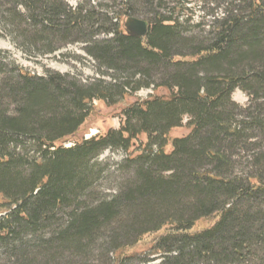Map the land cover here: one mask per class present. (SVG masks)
Listing matches in <instances>:
<instances>
[{"label": "trees", "instance_id": "obj_1", "mask_svg": "<svg viewBox=\"0 0 264 264\" xmlns=\"http://www.w3.org/2000/svg\"><path fill=\"white\" fill-rule=\"evenodd\" d=\"M192 1L0 0V38L41 56L84 43L100 75L39 76L0 50V264H264V0H202L223 15L200 33ZM97 101L120 127L80 137ZM107 149L126 152L121 178L90 203Z\"/></svg>", "mask_w": 264, "mask_h": 264}, {"label": "rangeland", "instance_id": "obj_2", "mask_svg": "<svg viewBox=\"0 0 264 264\" xmlns=\"http://www.w3.org/2000/svg\"><path fill=\"white\" fill-rule=\"evenodd\" d=\"M70 5L76 6L81 0H66ZM101 1L104 4L109 3L110 0H96ZM120 1V0H119ZM170 0V6L175 5ZM214 1V0H209ZM94 3V2H93ZM218 5V4H217ZM202 6V0H193L191 2L190 12L191 17H188L187 14L182 16V21H184V27L191 31V33H200L203 28H207L205 23H208L211 20L210 16L207 15L209 12H212L213 9L218 11L217 17L222 16L221 10L214 8L216 4L210 3L206 4V10L208 13L200 9ZM220 7V6H217ZM223 8V7H222ZM143 18V17H141ZM189 19V21H187ZM126 21L123 22V26ZM84 43L70 44L60 51L52 55L41 56L37 52L27 51L24 46L14 43L9 37L0 38V50L2 51V57H5V62H12L15 65H18L32 74L43 76L45 70H52L62 74H73L78 78L87 80L100 75L96 71L95 61L87 55L84 50ZM150 93L151 90H141L137 97L145 98ZM232 99L238 104L244 106L248 102V96L245 92L240 89H237L232 94ZM134 98H131L129 102L134 101ZM94 113L88 119L84 128L79 133V136H85L90 138L97 134H104L111 128H119L121 124V106L118 107H107L103 102L94 103ZM187 120H184V125ZM188 133V129L183 126L172 131V137L184 136ZM73 140L66 142L65 146H71ZM126 152L123 150H105L98 158V161L102 164V172L98 176L97 180L92 186V194L94 200L90 203H95L98 199L103 198L104 196L110 195L115 192L116 186L121 178V173L118 171L120 163L125 159ZM214 223V220H202L200 221L195 230H201L208 226H211ZM155 236H146L143 239L141 245H139L136 250L145 249L149 246ZM158 255L152 256L155 260L152 264L160 263L161 259L156 258Z\"/></svg>", "mask_w": 264, "mask_h": 264}, {"label": "water", "instance_id": "obj_3", "mask_svg": "<svg viewBox=\"0 0 264 264\" xmlns=\"http://www.w3.org/2000/svg\"><path fill=\"white\" fill-rule=\"evenodd\" d=\"M150 23L144 19L129 18L125 23L127 34L136 37H146L149 33Z\"/></svg>", "mask_w": 264, "mask_h": 264}]
</instances>
